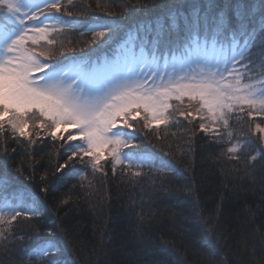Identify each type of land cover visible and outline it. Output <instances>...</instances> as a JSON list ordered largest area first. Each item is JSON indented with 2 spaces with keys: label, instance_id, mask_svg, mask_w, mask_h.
I'll list each match as a JSON object with an SVG mask.
<instances>
[{
  "label": "snow or ice",
  "instance_id": "obj_1",
  "mask_svg": "<svg viewBox=\"0 0 264 264\" xmlns=\"http://www.w3.org/2000/svg\"><path fill=\"white\" fill-rule=\"evenodd\" d=\"M68 7H74L73 0H0V137L7 134L29 157L46 139L61 142L66 159L56 168L57 179L82 177L77 161L93 172H103L102 160L111 163L113 173L117 165L171 172L170 164L136 151L137 118L144 129L175 126L179 118L191 123V111L169 103L173 98L183 103L187 97L190 104H199L198 114L206 113L199 119L208 123L198 127L213 142L235 139L227 148L231 154L249 147L248 136L229 130V118L241 113L264 117V79L251 75L258 71L264 77V0H178L154 6L159 9L155 15L132 23L84 20L81 27L91 35L89 48L111 51L95 59L84 50L66 56L63 45L58 53L39 50L56 46L53 34L77 27L59 15L63 10L71 16ZM138 7L148 6L126 5L129 15ZM37 13L51 22L30 28L29 23L39 22ZM36 114L39 119L30 126L29 116ZM257 132L261 146L252 161L264 157V126L255 124L252 135ZM3 156L8 157L7 147ZM0 192V225L41 215L34 194L27 196L30 203L25 206V192L15 186L6 164L0 169ZM10 231L0 228V242L7 241ZM64 248L48 229L47 236L25 252L27 264H68L62 259ZM221 264H229L228 259Z\"/></svg>",
  "mask_w": 264,
  "mask_h": 264
},
{
  "label": "trees",
  "instance_id": "obj_2",
  "mask_svg": "<svg viewBox=\"0 0 264 264\" xmlns=\"http://www.w3.org/2000/svg\"><path fill=\"white\" fill-rule=\"evenodd\" d=\"M175 2L178 0H73L74 7L67 9L72 15L63 10L59 15L66 24L77 27L53 34L56 46L39 50L58 53L63 45L66 56H79L81 50L93 59L109 55L106 47L89 48L91 35L81 27L84 20L132 23L155 15L159 9L154 6ZM127 4L148 7H138L129 15ZM45 14L51 16L47 10ZM37 15L40 23L51 22ZM251 75L255 80L264 79L258 71ZM169 103L191 111L195 119L190 118L189 123L179 118L175 126L144 129L137 118L140 139L135 143L140 146L136 151L170 164L171 172L147 167L125 170L117 165L113 173L111 163L105 160L100 165L103 172H93L77 161L82 177L57 179L56 168L66 159L61 142L46 139L29 157L7 134L0 137V169L6 164L15 186L25 192V206L30 203L27 196L34 194L41 210L38 218L18 217L10 226L0 225L11 230L6 233L7 241L0 242V264H27L25 252L45 238L48 229L64 243L62 259L68 264H221L222 259H228L229 264H264V157L250 159L261 146L259 133L253 136L252 132L255 124L264 125V117L248 118L241 113L229 118V130L251 140L244 152L231 154L227 148L235 139L213 142L199 130L200 122L208 123L199 119L206 115L197 113L199 104H190L187 97L183 103L175 98ZM38 119V114L30 115V126ZM5 147L7 158L3 156ZM3 195L0 192V207Z\"/></svg>",
  "mask_w": 264,
  "mask_h": 264
},
{
  "label": "rangeland",
  "instance_id": "obj_3",
  "mask_svg": "<svg viewBox=\"0 0 264 264\" xmlns=\"http://www.w3.org/2000/svg\"><path fill=\"white\" fill-rule=\"evenodd\" d=\"M31 2L39 4V3H41V0H31ZM45 23L46 22H43V23H40V22H36V23L31 22V23H29V27L30 28L31 27H34V26L42 27ZM109 55H111V53ZM262 126H264V125H262Z\"/></svg>",
  "mask_w": 264,
  "mask_h": 264
}]
</instances>
